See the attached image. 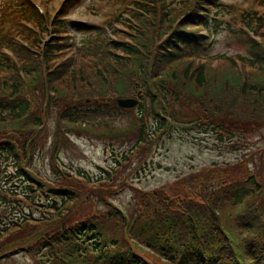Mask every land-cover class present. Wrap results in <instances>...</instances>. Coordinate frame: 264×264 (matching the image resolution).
I'll return each mask as SVG.
<instances>
[{"label": "rangeland", "instance_id": "rangeland-1", "mask_svg": "<svg viewBox=\"0 0 264 264\" xmlns=\"http://www.w3.org/2000/svg\"><path fill=\"white\" fill-rule=\"evenodd\" d=\"M34 1L44 12L45 8L50 12V19L52 16L58 17L57 10L62 0ZM131 1L81 0L65 20L70 19L69 30L53 25L46 27V20L37 27L31 20L28 9H10L0 22V33L3 36L16 39L30 49L34 37L40 36L42 45L37 46V51H43L44 43L51 42L58 32H68L74 36L71 38V46L60 52H51V55H54L53 61L48 63V67L53 69L65 63L62 67L65 69L64 73L59 74V78L63 80L57 81L62 90L58 92L62 93L61 98H57V94L51 89H46V86L33 90L29 89V84H23L24 96L30 103L31 120L40 119L41 124L37 128L22 126L21 131L14 129L8 121L5 127L0 125V131L6 136L13 138L15 134L21 137L18 141L21 152L27 143L31 144L32 139H35L33 152L29 151L28 157L25 153L15 160L11 157H0V264H38V261L46 264L52 260L62 264L58 258L53 259L54 251L44 243L55 235L61 226H72L81 220L91 221L104 215L109 207H117L126 214L122 222L130 220V223H135L139 222L136 219L146 207L149 208L150 204L158 205L164 197L193 199L203 203L208 201L203 196L212 198V191L233 178L239 180L242 174L255 173L264 182V122L256 123L254 128L247 126L245 130L238 129L240 132L234 133V136L210 128L214 126L213 122L223 118L220 115L214 116L218 108L225 112L234 107L236 111L243 101L241 95L237 98L231 93H218L215 87L223 85L222 80L227 77L226 72L232 68L236 69V75L240 77L242 72L250 74L254 71L245 63L249 62L247 58L250 57L248 35L253 34L247 30V35L243 29L256 15H264V0H217L216 5L212 4V19L208 24L212 44L201 53L202 58L192 60L195 63L207 64L205 65L210 83L204 97L194 94L196 89L194 93H189L186 89L189 86L183 83V89L190 101L185 102L187 107L180 108L176 105V109L184 115V120L169 122L166 128L153 130L156 127L153 115H142L140 108L135 107L132 115H136V118H146L148 133L155 132L146 142H140L138 137L129 131L123 136L117 132L96 135L86 130H59L58 125L62 122L61 100L66 98L70 105L76 100L77 108L83 109V119H89L94 106H102L104 113L100 115L101 119L112 124L115 130H124L130 124L127 111L122 114H117V110L113 111L118 97L121 96L117 89L112 84L100 91L98 80L94 76L103 69L100 64L106 70L111 69L108 64L114 60V54L120 55L122 65L132 71L133 59L144 57L146 48L135 46L136 57L130 61L124 59L121 51L106 52L107 50L99 45L95 46L98 55L93 56L89 44L94 41L97 32L103 34L101 36L107 40L123 38L131 44H136L134 35L138 33L122 21L128 18L124 11ZM161 2L162 0H157L148 4L151 13L148 18L162 16ZM179 3H183V0H167L166 11L171 13L173 6ZM4 5L5 2L0 4V16ZM178 12L180 16L181 10ZM159 25L156 22L155 26L146 28L154 33L155 39L160 29H167V25L164 27L161 22ZM112 27L118 29L119 35L113 32ZM156 29L157 33L154 32ZM202 30L204 32L206 29ZM40 38H37L36 42ZM4 52L11 60L18 62L15 55H20L22 50L13 53L5 48ZM151 56L156 58L157 53L153 52ZM0 58H4L1 59L3 62L6 61L4 54H0ZM191 59L185 58L173 68L181 74ZM149 63L153 64L150 70L154 67V71L160 74L167 69V65L153 59ZM133 70L140 73L141 68L136 67ZM7 72L9 71H0L2 74ZM11 72L23 80L22 67ZM118 74H121L120 71ZM50 86L52 87L49 84L48 87ZM70 96L74 98H68ZM53 98L55 101L52 103ZM137 98L141 102L145 101ZM213 98L216 99L218 108H213ZM151 102L147 96L146 103L149 107L152 106ZM230 104V107H226ZM207 106L208 110H203V113L208 118L204 121L208 125L200 127L192 109L198 112L207 109ZM22 133L26 139H23ZM18 165L32 172V177L38 184L19 177ZM62 187L74 188L75 199L68 201L69 196L63 195V192L51 191L54 188L60 190ZM186 205H189V201H178L176 207L181 209ZM229 209L231 205L226 203L221 212L233 231V237L241 239L235 220L227 215ZM28 221L31 223L29 226ZM15 226L20 228V232L16 231ZM107 229L108 234H116L111 221L107 223ZM60 252L62 250L58 247L57 253ZM146 257L155 264H173L165 256L162 258L149 253Z\"/></svg>", "mask_w": 264, "mask_h": 264}, {"label": "trees", "instance_id": "trees-1", "mask_svg": "<svg viewBox=\"0 0 264 264\" xmlns=\"http://www.w3.org/2000/svg\"><path fill=\"white\" fill-rule=\"evenodd\" d=\"M25 1L27 4L25 10L28 9L31 20L37 27H40L44 23L45 17L30 1ZM67 1L62 3L59 15L69 13L73 3L71 4L72 0ZM216 1L183 0V3L176 4L173 6V11L168 13L166 11L167 0H162L163 14L154 19L147 17L151 16L148 4L157 2V0H132L129 5H126V8L133 9L125 8L124 12L127 13L128 18L122 19V21L138 33L134 35L136 44H131L123 38L107 40L97 32L96 38L91 41L89 47L93 56L98 55L95 46L99 45L107 50L106 52L121 51L126 60L136 57L134 56L137 52L135 46L145 47L149 54L146 53L144 57L133 59L132 71L122 65L120 55L116 54H114V60L108 64L111 69L106 70L100 64V68L105 70L100 69L99 73L94 76L98 80L100 91L113 84L121 95L119 97L145 99L142 102L140 100L138 108L142 115H153L156 123L153 130L160 127L166 128L169 122L184 120V115L176 109V105L180 108L187 107L188 104L185 102L190 101L183 89V83L189 86V88L186 87L189 93H194L196 89L197 92L194 94L202 97L205 96L210 83L206 70L207 64L195 63L192 60L199 59L201 53L211 46L209 37L202 34L198 27L207 26L211 17L212 4L216 5ZM178 10H181L180 16ZM59 18H54L52 24H58L60 27L68 29L69 25L59 21ZM146 20H148L147 23ZM47 22H50V19ZM156 22L157 25L161 22L164 27L167 25V29H165L166 27L160 29L158 37L155 39L154 33L146 28L155 26ZM246 25L243 29L245 33L250 29L260 37V41H258L246 33L250 41V57L247 58L249 62L245 61V63L254 71L250 74L242 72V77H240L236 75V69L232 68L234 70L230 69L226 72L227 77L222 80L223 85L215 87L218 93H231L237 98L238 95H241L243 101L240 108L238 107L239 109L235 111L233 107L223 112L219 110L217 101L213 98L215 103L213 108H218L214 116L220 115L223 118L216 121L217 123L213 122L214 126L210 128H214L220 133L226 132L230 136L239 133L238 129L245 130L247 126L254 128L256 123L264 122V114H261L264 112V15H256ZM154 32L157 33V29ZM58 33L59 35L52 38L51 42L44 43L43 51H37V46L42 45L40 36L34 37L32 49H30L16 39L0 35V50L4 47L13 53L22 50L20 55H15L18 62L11 60L3 50L0 51V54H4L6 59L3 62L4 58H0V71H9L4 74L0 73V125L5 127L8 121L14 129L21 131L22 126L37 128L41 124L40 119L31 120L29 99L24 96L23 92L24 82L29 84V89L38 90L42 86H46V89H51L57 94V98L62 97V93H58L62 90L57 85V81L63 80V78H59V74L64 73L65 69L62 67L65 63L54 69L51 66L48 67V63L53 61L54 55H51V52H60L65 47L71 46L72 43L70 35ZM115 34H118L116 30ZM37 38H40L38 42H36ZM153 52L157 53L156 58L151 56ZM185 58L192 59L184 66L181 74H178L179 71L173 66L177 62L182 63ZM152 59L167 65V73H165L166 71L162 74L158 71L155 72L154 67L150 70L153 64L149 62ZM118 65L120 66L118 67ZM21 67L23 80L11 72V70ZM136 67L141 68L140 73L138 70H133ZM119 71L121 74H118ZM49 84L52 87H48ZM133 86L135 87L132 88ZM147 96L152 100L150 107L146 103ZM54 101L55 98L52 99V103ZM61 102L60 118L62 122L58 125L59 130L66 129L72 132L86 130L96 135L117 132L123 136L129 131L137 136V140L140 142H146L148 137L155 135V132L148 133L149 125L146 118H136V115H132L134 108L121 109L117 105L113 107L114 112L119 111H116L117 114L127 111V117L130 119V124L126 129L117 131L112 124L106 121L104 123L101 119L100 115L104 113L101 109L102 106L96 108L94 106L93 114L86 120L82 118L84 116L83 109L77 108L76 100L71 105L67 98ZM54 105L55 103L51 107ZM227 106L230 107L231 104ZM203 110H208V106L207 109H201L198 112L192 109L200 127L208 125L204 122L208 118L204 115ZM22 135L24 136V133ZM20 139L21 137L18 135L14 134L12 138L0 131V157H11L15 160L24 153L28 157V152L32 151L35 139H32L33 143H27L22 152L18 147ZM23 139L26 137L24 136ZM18 167L19 177L24 176L26 181L30 180L38 184V181L32 177V172L19 165ZM209 175H213V173H209ZM69 176L74 177L73 175ZM240 177L239 180L233 178L221 184L218 189L212 191V198H209L208 195L203 196L208 200L203 203L195 202L193 199L181 200L178 197H164L163 201L158 202V205L150 204L149 208L146 207L136 219L139 222L135 223H130V220L122 222V219L126 218V214L117 207H109L107 214L95 217L91 221L82 220L72 226H61L55 235L51 236L44 244L54 251L53 259L58 258L62 264H155L146 257V254L152 252L143 246L149 247L159 256H165L173 264H264V182L255 173L242 174ZM52 192H63V195L69 196L68 201L75 199V189L72 187H62L60 190L54 188ZM54 201L56 200L54 199ZM178 201H189V205L180 209L176 207ZM226 203L231 205V209L227 210V215L234 217L240 232H244L240 244H236L229 234L224 220L225 216L221 212ZM66 205L67 203L64 204V206ZM235 208H237L236 211ZM109 221L112 222L115 235L108 234L107 223ZM30 224L28 221V226ZM7 228L8 226L5 228L6 231ZM19 229L17 227L16 231L20 232ZM58 247L62 250L61 255L57 253ZM38 264L43 263L38 261ZM46 264L61 263L52 260Z\"/></svg>", "mask_w": 264, "mask_h": 264}, {"label": "water", "instance_id": "water-1", "mask_svg": "<svg viewBox=\"0 0 264 264\" xmlns=\"http://www.w3.org/2000/svg\"><path fill=\"white\" fill-rule=\"evenodd\" d=\"M121 107H133L137 104V99L134 98H120L117 100Z\"/></svg>", "mask_w": 264, "mask_h": 264}]
</instances>
